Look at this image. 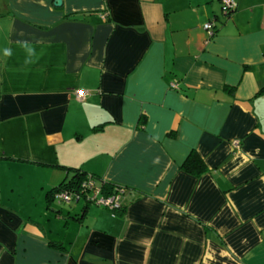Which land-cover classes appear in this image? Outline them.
<instances>
[{"label": "crops", "instance_id": "crops-1", "mask_svg": "<svg viewBox=\"0 0 264 264\" xmlns=\"http://www.w3.org/2000/svg\"><path fill=\"white\" fill-rule=\"evenodd\" d=\"M234 1L0 0V264H264V0ZM70 168L121 209L48 202Z\"/></svg>", "mask_w": 264, "mask_h": 264}, {"label": "built area", "instance_id": "built-area-1", "mask_svg": "<svg viewBox=\"0 0 264 264\" xmlns=\"http://www.w3.org/2000/svg\"><path fill=\"white\" fill-rule=\"evenodd\" d=\"M221 9L224 14L234 10L236 7V3L234 0H221ZM204 29L207 31L209 36L213 35L214 32V27L215 23L214 21H208L205 22L203 25ZM174 88H176V84H172ZM88 94L87 90L84 89H78L75 91V99L77 101L83 100L86 95ZM234 145L237 147L238 142L234 141ZM122 188L116 187V191L113 194H104L102 192L100 182L96 180L95 178L92 177H87L82 183V189L81 192L74 193L73 191H59L56 194L55 199L59 200L60 202H69L71 200L75 199V194L76 195H84L85 198L84 200L88 202H93L97 204L98 206L107 208L110 210L112 213L117 212L121 208V203H120V196H121Z\"/></svg>", "mask_w": 264, "mask_h": 264}, {"label": "trees", "instance_id": "trees-1", "mask_svg": "<svg viewBox=\"0 0 264 264\" xmlns=\"http://www.w3.org/2000/svg\"><path fill=\"white\" fill-rule=\"evenodd\" d=\"M235 8H234V10H235ZM234 10H232L226 14H224L222 11L221 12H222V14L229 16L233 13ZM262 91H264V88H262ZM182 170H184V172H186V173L192 174L194 176H198L206 170V166H205L204 162L202 161V158L196 152L192 151V152H190L188 157L184 160V162L182 164ZM69 172H70V174H69L68 178L62 179L61 182L58 183L56 186L47 190L46 198H47L48 202L56 200L55 197L59 191L71 190L74 193H76V191L80 193L81 189H82V183L85 179H87V177H92V178H95L96 180H98L100 182V186H101L102 192L104 194L109 195V194L115 193V191H116L115 186H113L112 184H110V183L108 184V182H106L105 180H102L100 177H96V176H94V174H90V173H88V172H86L80 168H70ZM75 196L76 197H75L74 201L79 200L80 198H83V199L85 198V196L82 194H80V195L75 194Z\"/></svg>", "mask_w": 264, "mask_h": 264}, {"label": "rangeland", "instance_id": "rangeland-1", "mask_svg": "<svg viewBox=\"0 0 264 264\" xmlns=\"http://www.w3.org/2000/svg\"><path fill=\"white\" fill-rule=\"evenodd\" d=\"M215 11H216V14H218L219 16H221L222 14L220 13V11H222L221 9V4H219V2L217 0H215ZM58 202H55V204H57ZM63 206V205H62ZM64 207V206H63Z\"/></svg>", "mask_w": 264, "mask_h": 264}, {"label": "water", "instance_id": "water-1", "mask_svg": "<svg viewBox=\"0 0 264 264\" xmlns=\"http://www.w3.org/2000/svg\"><path fill=\"white\" fill-rule=\"evenodd\" d=\"M58 4H60V0H56Z\"/></svg>", "mask_w": 264, "mask_h": 264}]
</instances>
